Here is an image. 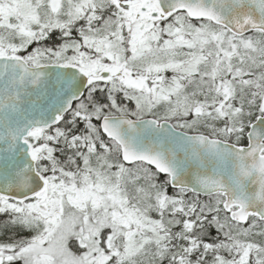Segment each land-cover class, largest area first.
Segmentation results:
<instances>
[{
    "label": "snow or ice",
    "instance_id": "1",
    "mask_svg": "<svg viewBox=\"0 0 264 264\" xmlns=\"http://www.w3.org/2000/svg\"><path fill=\"white\" fill-rule=\"evenodd\" d=\"M0 264H264V0H0Z\"/></svg>",
    "mask_w": 264,
    "mask_h": 264
}]
</instances>
